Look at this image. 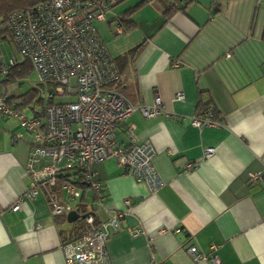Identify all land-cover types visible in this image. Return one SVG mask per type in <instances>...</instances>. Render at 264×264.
Instances as JSON below:
<instances>
[{
	"label": "crops",
	"instance_id": "obj_1",
	"mask_svg": "<svg viewBox=\"0 0 264 264\" xmlns=\"http://www.w3.org/2000/svg\"><path fill=\"white\" fill-rule=\"evenodd\" d=\"M135 1H118L98 21L119 70L115 86L132 102L160 95L179 114L136 110L115 126V144L153 143L162 181L154 189L112 156L92 164L110 209L125 211L122 227L107 239L110 264H214L213 242L217 264H264V181L248 178V170L264 174V0H189L170 14L149 0L124 15ZM122 16L134 25L118 30ZM13 81L2 74L0 90L19 94ZM180 89L184 96L176 98ZM208 106L222 124L190 121ZM21 107L43 114L44 105ZM31 141L15 115H0V264H67L61 244L87 229L83 216L52 213L43 191L11 206L28 186ZM206 146L214 147L210 155ZM188 161L194 163L186 167ZM60 184L51 187L59 202L79 213L95 207L89 188L80 202ZM97 209L96 222L109 215ZM191 244L207 256L193 259Z\"/></svg>",
	"mask_w": 264,
	"mask_h": 264
},
{
	"label": "built area",
	"instance_id": "obj_2",
	"mask_svg": "<svg viewBox=\"0 0 264 264\" xmlns=\"http://www.w3.org/2000/svg\"><path fill=\"white\" fill-rule=\"evenodd\" d=\"M120 0H37L14 7L8 13L12 38L21 58L28 57L41 82H51L50 93L68 96L44 105L43 114L27 113L18 106L20 99L0 90V115H15L20 125L32 133L29 157L24 173L28 186L12 203L17 209L25 197H34L43 191L54 214L66 213L72 206L57 200L51 187L60 174L80 168L91 191L95 207L86 211L87 229L79 236L61 244L67 264H110L107 239L122 227L121 209H110L101 180L94 178L92 164L112 156L137 179L154 189L162 181L153 162L155 147L150 140L134 141L130 146L115 144V126L133 111L146 116L159 112L173 117L178 112L165 107L160 95L152 102H132L115 86L120 77L115 57L100 34L98 21L106 19L108 10ZM116 28L120 30V23ZM3 45V43H2ZM1 45L0 76L18 61V56L6 52ZM231 51L226 52L231 55ZM184 96L183 90L176 98ZM196 125L222 124L208 106L201 112L188 115ZM20 136V132L17 133ZM213 146L204 148L210 155ZM194 162L188 161L190 167ZM66 175V176H67ZM74 174L61 182L62 191L69 198L87 201L82 187L75 183ZM249 181L263 180L260 171L248 170ZM97 208L110 211L95 221ZM137 233L138 229L131 228ZM211 243L209 254L214 264L220 259ZM193 259L207 255L196 244L188 247Z\"/></svg>",
	"mask_w": 264,
	"mask_h": 264
},
{
	"label": "trees",
	"instance_id": "obj_3",
	"mask_svg": "<svg viewBox=\"0 0 264 264\" xmlns=\"http://www.w3.org/2000/svg\"><path fill=\"white\" fill-rule=\"evenodd\" d=\"M36 1L37 0H0V53H1L2 43L8 42L13 46L15 45L14 40L12 38L10 26L8 24V18H7L8 13L14 7L24 4L34 3ZM147 1L149 0H136L132 5H130L123 11L124 15H130L138 6H140L141 4ZM158 1L162 4L165 13L170 14L174 10L180 8L184 3L188 2L189 0H158ZM119 19H120V24H122L125 29L130 28L134 25V21L132 19H126L124 16L119 17ZM134 50L135 47L131 48V50H128L124 54H122L120 58L127 57L128 54H132ZM31 68H32L31 60L28 57H25L22 60H19L16 63H14L10 67L7 74H9L10 78L15 79L18 74L26 73L30 71ZM37 90H38L37 86L32 85L26 91L20 92L19 94H14V95L12 94L11 96H15L20 99L18 106L21 107L26 105L27 103L32 102L34 96L36 95ZM54 97H55L54 93L51 92L46 103L55 101ZM70 174H74L73 176L75 177V183L78 186L82 187L83 191L88 187L87 185L88 183L85 181L84 178V173L80 168L77 169L72 168V170L69 171L68 175L66 173L60 174L58 177V182H62V180L65 179V177L70 178ZM80 220L83 221L82 224L83 226L87 225L84 216L80 217ZM80 234H78L77 236H79Z\"/></svg>",
	"mask_w": 264,
	"mask_h": 264
},
{
	"label": "rangeland",
	"instance_id": "obj_4",
	"mask_svg": "<svg viewBox=\"0 0 264 264\" xmlns=\"http://www.w3.org/2000/svg\"><path fill=\"white\" fill-rule=\"evenodd\" d=\"M99 26L103 30L104 23L99 22ZM5 44L9 48V45H8L9 43H5ZM14 53L22 57L16 45H14ZM49 83L51 82L46 83V82L39 81L37 71L32 66L30 71L26 73L18 74L17 77L14 79V81L11 82V85H14V88L20 90L21 92L26 91L32 85L37 86L38 90L32 102L24 105V108L28 112H31L32 106H36L37 108V107H40L41 105L46 104V101L48 100V97L50 95V84ZM54 95H55L54 97L55 100H63L68 97L66 95H61V94H54Z\"/></svg>",
	"mask_w": 264,
	"mask_h": 264
},
{
	"label": "water",
	"instance_id": "obj_5",
	"mask_svg": "<svg viewBox=\"0 0 264 264\" xmlns=\"http://www.w3.org/2000/svg\"><path fill=\"white\" fill-rule=\"evenodd\" d=\"M85 212L83 213H79L75 208H70L67 212V217L69 219H72L73 217H75L76 215H80V216H85Z\"/></svg>",
	"mask_w": 264,
	"mask_h": 264
}]
</instances>
